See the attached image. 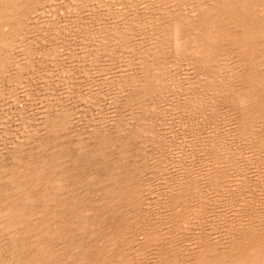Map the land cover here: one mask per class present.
Wrapping results in <instances>:
<instances>
[{
  "label": "rangeland",
  "instance_id": "obj_1",
  "mask_svg": "<svg viewBox=\"0 0 264 264\" xmlns=\"http://www.w3.org/2000/svg\"><path fill=\"white\" fill-rule=\"evenodd\" d=\"M102 3L109 5L104 6ZM102 3H99L100 6L97 10L86 7V10H82V13L75 16L74 12V15L71 13L68 0H40L37 10L32 15L23 14L26 23L23 24L20 36L15 40L16 47L14 45L8 51L0 52V57L7 59L8 68L5 71L10 72V78L15 80V85L13 86L8 75L6 76L8 79H5L6 81L4 80L3 84L0 85V167L3 165L9 168L13 166L16 158H21L20 161L24 166L22 165L21 167L19 165V168H21L23 175H27L26 164L28 163L37 165L38 167L35 166L36 168L40 167L44 170L43 168H46L45 158L49 162H60L59 165H61L62 170L66 168V170H70V173H68L70 178H68V182L66 181L67 183L65 182L64 186L56 188L57 202L67 203L66 206L68 208L66 207L67 212L65 211V214L67 213L66 217L68 220H73L80 210L85 209L82 219L85 222L92 223L91 230L89 227L86 229L62 227L53 240L51 239L52 236L48 235L40 236L37 239H34V236L25 237L26 239L20 237L19 239L18 236L15 239L16 242L12 244L11 241H8L7 234L4 233L0 236V264H19L18 257L13 252L20 253L24 251L25 253V250L21 249L22 244L26 243L23 246L27 247L34 244L36 240H41V243L47 247L50 245L52 250L48 254L49 260L57 259L61 264H69L70 260L64 255V252L68 250L69 253L75 254L78 250L77 245L86 246L91 251H93L94 246H98L103 252L104 248L109 249L108 246L111 244V252H117L121 250L120 248L125 243L129 244L133 240L136 242L141 235L143 238L145 231L149 229L163 230L164 233L161 231L163 234L159 231L162 234L161 240L163 239V242L168 239L172 240L174 249L179 250L183 248L182 246H185L187 238L194 232L198 231V235L206 234L207 231L203 229L208 223L217 227L221 225L222 219L221 221L219 218V221L214 220L216 215L214 212H220L222 217H230L234 213L232 204L224 203V199L222 201L216 200L211 204H207L203 213H200L197 218L199 219L198 223H201L200 226L194 227V222L190 219L191 210H189L190 215L185 221L183 229H178V231L177 228H175L176 230L173 229L177 223L172 221L177 222L174 217L178 216L182 210H186L187 206L185 203H181L171 212L175 220L170 216L168 221H166L167 219L163 220L165 221L166 229L163 227L164 222L160 223L159 219L161 217H167L166 212L168 213V211L164 206L173 197L171 195L173 181H178V179L187 180L186 178L193 179L196 188L202 191L200 187L202 169L199 159H197V152H199L198 143H202V138L205 140L208 137L207 135H214L218 143L222 144L221 150L224 149L227 155L230 152H234L239 154V156L249 157L248 152L243 147L241 140L235 137L232 130V122L227 115V108L224 106L217 110L216 115L204 114L201 118L202 125V123L199 124L197 116L194 115V118L198 121L195 122L193 119L192 124L191 119L189 121V118H185V114L176 111L179 107L176 109L170 105L173 102L171 99L174 101L179 100L176 95L178 92L174 94L175 97L170 93L171 98L167 95V98L163 99V101L158 99L151 104L146 100L143 101L142 104L146 107L144 110L136 109L134 105L127 107L124 105L123 94L126 89L122 85L119 87V83H117V87L113 84L118 79L122 81L125 79L135 80V76L131 66L123 69L122 64L127 63L129 66L139 58H150L151 48H141L147 44L145 39H143L144 35H142L143 38L141 35L139 36V34L144 33L142 28L139 30L141 32L139 34L136 32L134 34L135 38H132V45L137 46L136 48H129L130 43L125 37H122L121 41L120 36L117 41H111V35L119 33V29L116 25L117 22L113 23L112 21V10L106 7H113L115 0H112V2L111 0H106L102 1ZM89 4L92 5V2ZM89 4L88 6H90ZM193 8L194 6H192L188 14H192ZM103 9L104 13L102 12ZM128 12L133 15V18L136 16L133 10ZM257 12L256 21H260L259 15L264 13V2L263 5L258 7ZM27 16L30 18H26ZM147 17H149L150 21H157L162 24H166L168 20H171L163 18L157 11H150ZM99 41L101 45H99ZM125 46H128V48H123ZM139 46L140 48H138ZM221 46L225 45L221 44ZM257 46L263 56L262 71L264 72L263 37L259 39ZM172 49L169 44V52L164 49L163 55L158 59L165 69L166 82L169 77L175 83L186 82L191 79V76L187 71L184 73V66H179L184 63V60H181V58L177 59L173 55ZM225 51H228L227 48H223V50L219 48V63L224 67L227 66L225 67L226 71L236 69L235 60L227 55ZM171 53L172 58L170 56ZM170 59H174L172 63L179 62L173 73L170 70L171 67H167L168 62L171 61ZM180 61L182 62L181 64ZM15 66L22 67V70L15 72L13 70ZM24 67L29 69L25 70ZM119 67L122 68L121 71L118 69ZM115 72H119L120 77ZM80 83L85 85V89L78 87ZM176 97L178 98L176 99ZM169 99L170 103H168ZM164 101H167V104ZM172 105L176 106V103L173 102ZM171 110H174V112ZM58 118L62 119V126L55 133H50L48 131L49 122ZM187 119L189 124L186 123L188 122ZM142 128L145 131L144 136L138 133ZM103 137L107 138L108 145L102 154L95 155L97 141ZM38 142L41 144V148L37 146ZM56 143L63 146V151H67V153L76 154L80 152V149L87 150V153L82 154L83 166L81 168L75 167V163L63 156V148L57 146ZM193 145H196V148ZM242 156L240 158L244 162ZM94 160L100 164L104 163L103 167L105 168L118 167V164L121 163L123 169H119L120 173L110 179L102 167L99 168V166L97 167L93 164ZM85 161L88 163H85ZM243 162H238L237 164H240L237 166L240 168ZM24 167L26 170H22ZM239 168H237L238 171ZM49 170L52 171L50 168ZM233 170H235V173L237 172L236 169ZM233 170H230V173H226L229 176L225 172L219 173V175L227 176L228 180L233 178L232 180L230 179L233 181V186L232 183L229 186L233 187L234 191L232 190L231 192L230 187L223 185L226 192L225 194L223 192L222 197L226 194L233 195V192L236 194L237 189L239 190L237 192L240 193L245 191L243 195H248L249 192V195H246L248 198L250 196L252 198V195L255 196L259 191L258 194L261 193L260 196L264 197L262 195L264 190L260 189L261 186L264 187L262 178L259 182H256L260 183L259 187L256 183L251 184L253 182L251 172L241 175L238 172L239 174L235 175L233 172L231 173ZM237 175L240 177H236ZM234 176L238 179L243 178L244 182L243 179L237 180ZM123 177L128 180L130 190L133 188L132 196L128 191L127 197L128 199L132 198L133 201L134 199L136 200V205L134 204V206L130 205L131 203L128 204L125 197L121 198L119 194L114 193L116 188L115 178L124 180ZM234 179L237 180V185L234 184ZM225 180L224 182L228 183V180ZM240 180L244 183L242 184L241 182V187H239L241 185L239 184ZM245 181L247 182L245 183ZM245 184H248V186ZM6 186L7 188H4ZM8 186L10 189V185L6 181L0 182V189L9 191ZM243 186L245 188L242 190ZM236 187L238 188L236 189ZM246 188H249L247 192ZM253 188L258 189L255 194H252L255 191ZM204 194L202 193L203 200L195 201L196 205H201L204 199L208 197V195L205 196ZM258 194L256 195L259 196ZM247 197L246 199H248ZM254 198L259 199L256 196ZM253 203L252 205L244 206V208L252 209L253 206H257L258 201ZM69 205L71 206L69 207ZM215 206H217L216 210ZM260 206L261 204H258L256 211ZM101 209L102 211H100ZM252 210L255 211V208ZM256 211L254 214H256ZM91 217H96L97 219ZM108 220L109 222H107ZM115 221L118 224L117 228L116 230H111V225ZM171 223L172 226L174 225L173 228L170 226ZM98 224L101 225L99 226ZM103 227L104 230L102 229ZM67 228L74 233L73 238L71 237L69 240L63 236ZM219 229H217L218 233L216 236L220 235ZM168 231L169 234H167ZM110 237H113L114 240H111ZM86 238L88 239L86 240ZM18 244H21L19 251H17L19 249L17 248L19 247ZM133 244L128 245L131 252L128 253V250L124 252V254L128 253V261L130 259L133 260L135 255ZM9 248L12 253H10ZM15 248H17L16 251ZM30 249L29 251L31 252ZM150 250L148 249L146 253L144 252L143 256L147 255L148 251H153L151 248ZM132 252L134 254L131 258L129 255H132Z\"/></svg>",
  "mask_w": 264,
  "mask_h": 264
},
{
  "label": "bare ground",
  "instance_id": "obj_2",
  "mask_svg": "<svg viewBox=\"0 0 264 264\" xmlns=\"http://www.w3.org/2000/svg\"><path fill=\"white\" fill-rule=\"evenodd\" d=\"M39 1L40 0H0V52L8 51L10 48H13L14 45L16 47L15 40L20 36L23 24L26 23L25 17L23 18V16L26 14L28 16L32 15L37 10ZM102 1L106 0H68V5L71 9V13L74 12L76 16L82 13V10H86V7L97 10L100 6L99 3H102ZM91 2L92 5L89 4ZM263 2L264 0H115L113 7H106L112 10V21L113 23L117 22L116 25L119 29V33L111 35V41H117L119 36L121 41L122 37H125L130 43H128L130 46L129 48H136L137 46L132 45V38L135 36L134 34L136 32L139 34L141 32L139 30L142 28L144 33L139 34V36L141 35L143 38L142 35H144L143 39H145L147 44L141 48H151L150 58H139L135 63L129 66L127 63L122 64L123 69L131 66V70L134 72L135 76V80L125 79L122 81L118 79L116 83L113 84L117 87V83H119V87L122 85L126 89L123 94L124 105L126 107L134 105L136 109L144 110L146 107L143 106V101L146 100L150 102V104L158 99L163 101V99L167 98V95L171 98V94L174 96V94L178 92L176 95L179 97L180 101L171 99L176 103V106L172 105L173 102H171L170 99L168 103L171 102L170 105L176 109L179 107L180 110L173 109L185 114V118H189V121L191 119L192 124L193 119L195 122L198 121L194 118V115L197 116L199 118V124L202 123V125L203 122L201 118L204 114L216 115L217 110L224 106L227 108V115L232 122L234 135L237 139L241 140L249 157L240 155L244 158L243 162L242 158H240L237 153L230 152L228 155L225 154L224 149L221 150L222 144H219L217 138L212 134L207 135L208 137H206L205 140L202 138V143L199 140L201 144L198 143L199 148H197L199 152H197V159H199L202 169L200 184L202 191L196 188L193 179L186 178L187 180L178 179V181H173V190L171 193L173 197H171L164 206L168 211V213L166 212L167 217H161L159 221L160 223L164 222V226L163 224L162 226L165 227L166 224L163 220L167 219L166 221H168L169 218L172 217V210L177 208L181 203H185L187 206L186 210H182L178 216L174 217L177 219V222H172L177 223L175 225L176 227L173 228L174 225L172 226V223L171 225L169 224L173 229L177 228V230L183 229L184 223L188 219L190 213V219L194 222V227L200 226L201 223H198L199 219H197L200 213H203L207 204H211L216 200L222 201L224 199V203L227 202L232 204L234 213L230 217H222L220 212H214L216 214L214 220L219 221L220 219L221 221L222 219L221 225L217 227L216 225H210L208 223L203 229L207 231L206 234L198 235V231L194 232L187 238L185 246H182V249L180 248L181 251H179L180 249H174L175 247L172 245V240L168 238H165L168 240L164 242L163 239L161 240V235L164 233L163 230H161L163 233L159 230L161 234L158 230L149 229L145 231L143 238L141 235L136 242L135 240L129 242V244L135 243L133 244L135 253L133 260L129 258L130 260L128 261L127 254L131 252V249L128 248V243H125L123 247L120 248L121 250L117 252H111V244L108 246L109 249L104 248L103 252H101L98 246H94V243L93 251L88 250L86 246L83 245H77L78 250L75 254H71L66 250L64 255L70 260L69 264H264V197L260 196L261 193L258 194L260 191L256 193L259 196L255 194L259 188L257 187V190L255 189L256 187L253 188L255 191L253 190L254 193H252L255 194L257 198L259 197L258 200L254 198L255 196L253 195L252 198L251 196L248 198L249 192L248 195H243L245 191H242V193L237 192L238 187H236V194L233 192V195L226 194L222 197L223 192L224 194L226 192L223 185H225V187H230L231 192L233 190V187L229 186L231 183L233 186V181H231L233 178L228 180L227 176L229 175L226 174L230 170L236 169V173L235 170L231 171V173L233 172L235 175L251 172L253 177V182L251 184L259 182L261 178L264 180V72L262 71L263 56L257 46L259 39L262 37L264 38V13L259 15L260 21H256L257 9L263 5ZM88 4L90 6H88ZM105 5L109 4L106 3L104 6ZM192 6H194V8L190 15L188 13L191 11ZM127 10H133L136 16L133 18V15ZM150 11H157L163 18L171 20H168L166 24L164 23L165 25L157 21H150L149 17H147ZM102 12L104 13V9ZM185 13L186 15H184ZM28 16L26 18H28ZM172 18L174 19L172 20ZM169 44L170 48H173V55L177 57V59H183L184 63L181 64V61V65H179L177 61V63H172L175 59L173 56L174 59H170L171 61L168 62L169 64L167 67H171L170 70L173 73L177 65L184 66V73L187 71L191 76V79L186 82L184 81L185 83L183 81L181 83H175L173 81V83L170 77L166 82L165 69L158 59L163 55L164 49L168 51ZM221 44L225 46H221ZM99 45H101L100 41ZM123 48H128V46ZM138 48H140V46ZM219 48H222V50L223 48H227L228 51L225 52L235 60L237 64L236 69H229L226 71L225 67L227 66L224 67L219 63ZM170 56L172 58V53ZM7 64V59L0 57V85L3 84L5 79H8L6 76L9 75V78L11 76L10 72L5 71L8 68ZM24 69L28 70L29 68L24 67ZM118 69L120 71L122 70L121 67ZM13 70L19 72L22 70V67L19 68L15 66ZM115 73L120 77L119 72ZM116 78L118 77L116 76ZM10 81L14 86L15 80L10 78ZM78 87L85 89V85H81V83ZM178 97H176V99ZM167 101L164 102L167 104ZM174 110L171 111L174 112ZM180 112L179 114L182 115ZM189 121L186 123L189 124ZM49 124L48 131L50 133H55L58 128L62 126L63 122L62 119L58 118L50 121ZM138 133L144 136V128ZM56 145L63 148V146L58 143H56ZM107 145V138L103 137L101 140L97 141L95 155L102 154ZM37 146L41 148L39 142ZM193 146L196 148V145ZM63 150L64 148L62 152H64ZM85 153H87V150L80 149V152L76 154L67 153L66 151L63 153V156L69 158V161L71 160L72 163H75V167L81 168L83 166V160H81L82 154ZM20 159L16 158L13 166H8L9 168L3 165L0 167V182L6 181L10 185V189L8 186L9 191L0 189V236L6 233L8 241L14 244L18 236L19 239L20 237L25 238L32 236L35 237L34 239H37L40 236L48 235L52 236L51 239L53 240L57 235L56 233L62 227H73L74 229L75 227L77 229H86L89 227L91 230L90 227L92 223L85 222L82 219L83 213H85L83 207L82 209L84 210H80L79 214H77L73 220H68L66 217L67 213L65 214L68 208V206H66L67 203L62 204L57 202L58 197L56 188H60L62 185L64 186L65 182L70 178L68 175L70 170H66L67 168H63L64 170H62L61 165H59L60 162H49L48 159L45 158L46 168H43L44 170L40 167V169L36 168L35 166L37 165L28 163L26 164L28 173L27 175L25 173V175H23L19 165L22 167L24 164L21 163ZM59 160L61 161V159ZM238 162H243L240 168L238 167L240 164H237ZM85 163L88 162L85 161ZM51 164L53 165L52 167ZM93 164L97 167L99 166V168L102 167L110 179L120 173L119 169H123L121 163L118 164V167L112 168H105L103 167V165H105L104 163L100 164L96 160H94ZM3 168H5L4 171ZM49 168L52 171H50ZM237 168H239V171ZM22 170H26L25 167ZM220 172H225L227 176L222 174L219 175ZM236 177L240 176L237 175ZM236 177L234 176L237 180L243 179H238ZM225 179L228 180L229 184L224 182ZM235 179L234 184H236L237 181ZM122 180H117L115 178L116 188L114 193L116 192L119 194L121 198L125 197L128 204L131 203L130 205L134 206L136 200L134 199L133 201L132 198L128 199L127 197L129 192L132 196L133 188L130 190L128 187V180L125 178L123 181ZM241 182L240 180V183H237L241 184ZM243 182L242 184H244ZM246 182L247 181H245V183ZM242 184L239 185V187H241ZM256 184L260 187V183ZM246 186H248V184ZM251 187H253V185H251ZM4 188H7V186ZM243 188H245V186L242 187V190ZM263 188L264 187L261 186L260 189L264 190ZM246 189L247 192L249 188ZM263 192L264 191H262V195H264ZM202 193H205L204 195H208V197L204 199L201 205H196L197 203H195V201L199 199L203 200ZM246 197L248 199H246ZM248 201L252 203L250 204ZM257 201L258 203L255 204L257 206L261 204V206L257 208V211V206H253L256 214H254L255 211L252 210L253 208H244V206H249V204L252 205L254 204L253 202ZM70 206L71 205H69V207ZM108 208L110 209L109 206ZM216 208L217 206H215V210ZM189 210H191V212ZM100 211H102V209ZM174 218L172 217V219ZM107 222H109V220ZM117 225L116 221L113 222L111 230H116ZM170 226L169 228L172 229ZM68 228L66 232L63 233V236L67 237L69 240L74 233L71 229L68 230ZM102 229L104 230V227ZM164 229H166V227ZM217 229L220 230L219 236H216L218 233ZM92 231L94 232V230ZM167 234H169V231ZM87 239L88 238H86V240ZM110 239L114 240L113 237H110ZM24 244L26 243L22 244L21 249L25 250V253L24 251L20 253L13 252L16 257H18L17 260L19 264H61L57 259L49 260L48 254L51 253L52 249L50 245L48 247L43 245L41 240H36L34 244L31 243L32 245H28L27 247L23 246ZM20 245L17 247L19 248L17 251L20 250ZM17 248H15V251ZM150 248L153 249L152 252H150ZM148 249L150 250L147 252L148 254L143 256ZM126 250H128V253L124 254ZM10 253H12L11 250ZM134 253L132 252V255L129 256L132 258ZM143 257L145 258L143 259Z\"/></svg>",
  "mask_w": 264,
  "mask_h": 264
}]
</instances>
